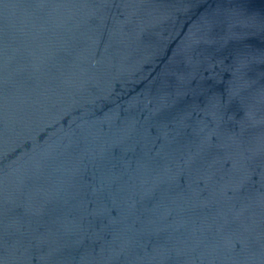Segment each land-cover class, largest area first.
<instances>
[{
	"label": "water",
	"instance_id": "obj_1",
	"mask_svg": "<svg viewBox=\"0 0 264 264\" xmlns=\"http://www.w3.org/2000/svg\"><path fill=\"white\" fill-rule=\"evenodd\" d=\"M0 264H264V0H0Z\"/></svg>",
	"mask_w": 264,
	"mask_h": 264
}]
</instances>
